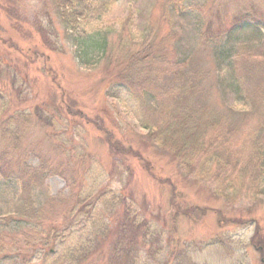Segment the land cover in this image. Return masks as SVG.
<instances>
[{
	"label": "rangeland",
	"instance_id": "1",
	"mask_svg": "<svg viewBox=\"0 0 264 264\" xmlns=\"http://www.w3.org/2000/svg\"><path fill=\"white\" fill-rule=\"evenodd\" d=\"M263 1L181 0L174 9L170 0L75 3L83 9L88 2V16L80 19L79 31L87 36L109 29L111 41L117 46L113 52L127 51L124 43L131 34L139 42L147 39V46L140 42L142 48H133L134 53L141 52L140 66L144 70L139 77L148 75L151 69L160 73L176 69L172 64L183 60L189 64L190 73L200 75L189 94L173 102L178 108L175 117L181 113L193 119L168 123L169 108L163 106L170 103L165 99L152 112L154 108L143 107L145 104L134 99L131 90L114 89L116 83L123 84L120 77L127 69L123 64L108 60L86 67L78 64L75 48L62 38V27L48 0H0V56L14 69L11 83L0 79V91L11 105L5 116L24 112L18 115L31 119L24 124L20 143L8 145V169L17 170L25 160L33 167L42 161L51 162L58 171L45 179L32 199L48 220L41 221L39 229L33 222L25 224L13 217L16 187L7 172L0 176V245H10L19 252L16 243L20 242L25 254L34 256L29 264H37L38 255L32 253L30 242L33 238L36 241L39 232L53 221L59 238L46 252L53 248L70 251L78 243L81 247L86 244L89 254L81 256V264H109L112 240L92 241L83 236L79 241L78 228L83 226L88 237L87 230L95 218L114 224L116 215L126 208L157 229L162 241L158 258L169 264L170 255L190 244L191 257L197 264H264V194L249 196L246 183L233 179L238 170L229 175L223 171L224 164L216 166L223 183L218 181L217 171L213 167L208 171L210 164L206 161L211 154L206 153L211 146L208 141L241 158V152L248 149L256 119H238L239 123L229 125L231 117L218 123L214 119L198 120L211 110L243 106L238 88L232 87L236 95L230 89L231 67L221 65L216 56V42L206 44L199 39L224 31L234 16L250 6L255 14H264L257 11L264 10ZM244 35L243 46L249 48L264 39V30L261 36L253 31ZM9 37L23 51L21 54L3 41ZM29 49L36 51V57L28 60ZM157 79L166 87L171 81L164 76ZM185 107L199 110L203 116H189L186 110L182 112ZM197 132L199 138L204 137L205 152L188 136ZM227 178L233 182L230 184ZM113 198L118 203L109 211L106 204L112 207ZM72 208L81 213L73 217ZM67 229L70 236H64ZM140 258L157 264L149 254L140 253ZM125 261L121 255L115 264Z\"/></svg>",
	"mask_w": 264,
	"mask_h": 264
},
{
	"label": "trees",
	"instance_id": "2",
	"mask_svg": "<svg viewBox=\"0 0 264 264\" xmlns=\"http://www.w3.org/2000/svg\"><path fill=\"white\" fill-rule=\"evenodd\" d=\"M48 1L59 19L63 30L62 38L70 42L75 48L74 55L80 66L86 67L94 62L96 63V61L107 60L120 65L123 64L124 67L127 68L123 73L124 76L120 77L123 84L120 83L118 85L116 83L114 89L118 87L120 89H126L127 91L131 90L134 99L145 104L143 107H148L150 105L151 110L154 108L152 112H156L157 108L155 107H160L161 101L163 102L165 99V101L170 103L169 105L163 106L169 108L166 118L171 119V121L168 123L185 122L193 119L181 113L179 118L175 117L178 108L173 105L175 99L178 97L184 98L186 94H189L193 88L194 79L196 78L197 80L200 77L197 73L193 74L187 70L189 64L186 60L172 64L177 67L176 69H167V71H171L169 72L170 75H167V71L160 73V71L152 72L151 69L148 75H141L139 77V74H142L144 70V67L140 66L142 58L139 54L141 52L139 53V51H137L134 53L133 48L136 50L142 48V46H140L141 44H143L144 47L147 46L146 38L142 37L143 39L140 40V44L138 39L131 34L132 37L129 38L127 44L124 43V45L127 46V51L125 49L122 53L117 54V52H113L117 46L111 41L109 29L102 31L98 30L87 36H85L84 31H79L78 23L80 19H84V17L88 16L86 15L88 14V2L86 3V7L82 9L75 3H83L85 0ZM180 1L181 0H170L171 8L174 9ZM257 11L258 14L264 13L263 9ZM255 13L254 8L250 6L244 13L239 16H234L231 25L227 29H224V31H219V34L216 35H214L215 33L211 34L203 40L199 39L200 42H205L206 44H211L213 43L212 41L216 42V56L219 58L218 60L221 65H228L231 67L230 79L232 82L229 83L230 89H233L234 95H236L235 89L238 88L240 91L239 97L243 101V106L239 109L228 106L227 108L224 107L223 109H219V111L211 110V112L206 113L205 116L200 114L199 110L193 111L191 107H185L182 110V112L186 110L185 112L189 116H203L198 120L214 119L217 120V123L219 120L231 117L227 122L228 125L256 119V123H254L255 127L247 141L248 149L245 153L241 152V158L236 152L229 151L221 146L213 147L214 144L212 141H208L207 145L211 146H209L206 151V153H211L206 159L207 163L210 164L208 171L213 167L214 170L217 171L215 173L217 180L223 183V179L221 175H219L220 171L216 166L224 164L223 171L229 172V175H232L235 172L234 169H237L238 172L236 176H233V179L235 180V178H237V181H241V184L246 183L245 187L251 191L249 196L264 194V39L260 40L255 46H249V48L243 46L245 43L244 34L246 32L253 31L256 35L259 34V36H261L264 30V14L259 16ZM3 41L5 43H10L8 46L9 48H15L20 54L23 52L16 48V45L11 42L12 39L10 37ZM45 41L46 46H49L48 40L45 39ZM35 52L36 51L32 49L27 50V55L25 54L26 59L29 60L30 58L36 57ZM96 57L99 59L97 60ZM160 60L164 61L163 58ZM167 68L171 67L167 66ZM13 70L14 69L10 68L9 63L2 61L0 56V79L11 83V74L14 72ZM157 76H164L166 79L171 78V81L167 79L169 86L166 87L163 83H160L161 81H158ZM233 86H236V88H232ZM2 93L3 92L0 91V144L2 145V150H0V176H4L7 172L10 176L9 179H13L12 184L16 187L17 192L12 199L14 202L11 211L13 217L25 224L33 222L35 228L39 229L42 227L41 221L45 222L47 218L44 217L45 211L41 208L37 210L32 199L37 196L38 189L42 187L45 179L48 176L57 174L58 171L57 168L52 167L51 162L42 161L39 166L33 167L28 165L25 160L21 165H18L17 170L11 171L8 169L10 168V164L7 162L10 153L8 145L10 143L11 147H13L14 143H17V145L20 143L21 139L24 138V124H29L31 119L26 115H18L20 112H13L9 115L10 117H6L5 113L11 108V105H9V101L4 98ZM238 119L239 122L237 121ZM21 123L22 125H20ZM190 130L191 129H189V131ZM188 136H190L192 140H195L196 144H199L200 150L202 149L201 152H205V150H203L205 144L203 136L199 138L198 132L194 135L190 133ZM111 145H113L112 141ZM231 164L234 165L233 169L231 168ZM226 181H230V184L233 182L231 178H227ZM115 199L116 198H113L112 207L106 204V208H108L109 211L116 209L115 204L118 203V201L116 202ZM61 200L64 201V199ZM87 200L93 201V199L91 200L90 198ZM94 202H97V200ZM76 213L81 212L72 208L70 215H74L73 217H75ZM97 214L98 212L96 215ZM95 219L96 220L92 221L93 224L91 229L87 230L89 236H85L82 226L78 228L81 234L77 239L80 241L84 236L92 241L100 240L105 242L112 240L114 245L111 249L112 259L108 258L107 260L109 264H115L116 259L121 255L125 256L126 261L124 264L152 263L151 261L147 262L141 259L140 253H143L144 256L149 254L151 260L157 264H169L162 258H158V256L161 255L159 247L162 241L159 233H157V229L154 230L148 221L147 223H143L144 220L141 222L139 220L140 218L132 213V210L125 208L124 212H119L115 217L116 221L114 224L106 221L103 223L98 217ZM50 222L51 225L45 227V231L41 230L39 232L36 241L34 238L32 241L29 240L31 241V250L33 249L32 253L38 255L35 258L36 263L81 264V256L83 257L84 254H89V249L86 244L81 247L82 245L80 246V243H78V247L73 246L70 251L59 252L58 249L53 248L46 252L50 249L51 245H56L54 241L56 238H59L53 226V221ZM65 232L66 235L64 236H70L71 231L69 229ZM72 233L74 232L72 231ZM16 244L19 245V252L12 250L9 244V246L7 245L8 248H3L2 245H0V255L3 256L2 262L0 261V263L29 264L30 257L33 259L34 256L31 255V253L25 254L20 242ZM153 244L156 245L154 249ZM36 245L38 249H35ZM15 246L14 244V248ZM79 247L81 248L79 249ZM192 248V244L185 247L182 245L179 252H174L170 255V264H197L191 257L193 252ZM26 257L28 258L25 259ZM8 258L10 259L9 263L6 261ZM84 260H86V257ZM30 264H32V262H30Z\"/></svg>",
	"mask_w": 264,
	"mask_h": 264
}]
</instances>
